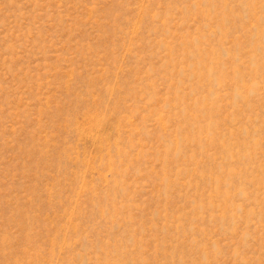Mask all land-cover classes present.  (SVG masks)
Returning a JSON list of instances; mask_svg holds the SVG:
<instances>
[{"label": "rangeland", "instance_id": "rangeland-1", "mask_svg": "<svg viewBox=\"0 0 264 264\" xmlns=\"http://www.w3.org/2000/svg\"><path fill=\"white\" fill-rule=\"evenodd\" d=\"M0 264H264V0H0Z\"/></svg>", "mask_w": 264, "mask_h": 264}]
</instances>
